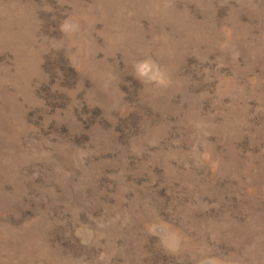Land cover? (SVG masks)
Wrapping results in <instances>:
<instances>
[{
    "label": "rangeland",
    "instance_id": "374dc122",
    "mask_svg": "<svg viewBox=\"0 0 264 264\" xmlns=\"http://www.w3.org/2000/svg\"><path fill=\"white\" fill-rule=\"evenodd\" d=\"M0 264H264V0H0Z\"/></svg>",
    "mask_w": 264,
    "mask_h": 264
}]
</instances>
